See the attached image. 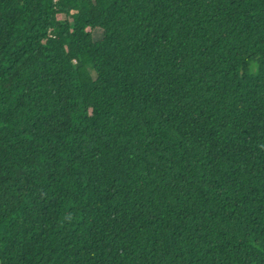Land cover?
I'll use <instances>...</instances> for the list:
<instances>
[{
    "label": "trees",
    "instance_id": "trees-1",
    "mask_svg": "<svg viewBox=\"0 0 264 264\" xmlns=\"http://www.w3.org/2000/svg\"><path fill=\"white\" fill-rule=\"evenodd\" d=\"M0 264H264V0H0Z\"/></svg>",
    "mask_w": 264,
    "mask_h": 264
},
{
    "label": "rangeland",
    "instance_id": "rangeland-1",
    "mask_svg": "<svg viewBox=\"0 0 264 264\" xmlns=\"http://www.w3.org/2000/svg\"><path fill=\"white\" fill-rule=\"evenodd\" d=\"M60 19H64V16H61ZM94 36H95L96 39H99V38H101L102 33L100 31H96L94 33Z\"/></svg>",
    "mask_w": 264,
    "mask_h": 264
}]
</instances>
